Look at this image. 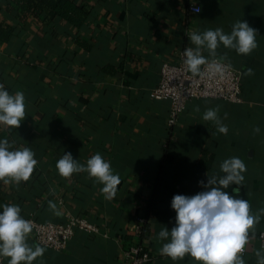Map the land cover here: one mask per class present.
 Here are the masks:
<instances>
[{
  "label": "crops",
  "instance_id": "0c3cea01",
  "mask_svg": "<svg viewBox=\"0 0 264 264\" xmlns=\"http://www.w3.org/2000/svg\"><path fill=\"white\" fill-rule=\"evenodd\" d=\"M69 1L85 12L78 26L50 18L48 10L37 16L16 0H0V84L12 94L22 91L26 105L20 127L0 125V139L12 149L29 147L37 160L27 181L0 179V205L17 204L25 219L43 223L63 222L67 214L85 217L101 229L77 232L64 252L44 248L33 264H120L130 229L143 215L150 220L143 238L154 256L150 264H200L190 254L177 259L161 254L167 240L159 233L175 223L172 197L202 191L200 181L223 176L220 164L233 156L246 165L239 195L259 217L241 256L245 264H259L264 257V0ZM195 6L201 12L190 10ZM241 19L258 32L249 54L222 43L215 56L206 48L201 54L241 72L244 103L193 100L170 129V103L152 98L162 63L177 62L186 47H195L187 33L217 27L230 33ZM209 108L216 109L227 133L203 119ZM64 151L85 165L100 153L120 176L116 195L106 198L86 171L61 175L56 162ZM27 242L36 247L32 232Z\"/></svg>",
  "mask_w": 264,
  "mask_h": 264
},
{
  "label": "clouds",
  "instance_id": "9594fccd",
  "mask_svg": "<svg viewBox=\"0 0 264 264\" xmlns=\"http://www.w3.org/2000/svg\"><path fill=\"white\" fill-rule=\"evenodd\" d=\"M257 34V30L244 19L237 20L230 33L219 27L202 33H187L190 45L195 47L184 49V63L191 73L200 74L201 65L207 60L201 54L202 48L215 56V50L222 43L238 54H249L257 46ZM25 108L22 91L12 94L0 84V125L19 128L26 116ZM203 119L215 121L218 131L227 133V125L220 122L216 109H207ZM254 131L259 132L260 128L257 126ZM36 165L35 154L29 147L12 149L7 139H0V179L16 183L27 181ZM56 167L65 177L86 171L102 185L100 190L108 199L116 195L120 184L119 174L100 153L92 155L85 165L70 151H64ZM220 169L223 176L217 178L207 174V181H200L202 191L193 195L178 193L172 197L175 223L171 229L165 226L159 233L162 239L167 240L160 249L161 254L173 259L190 254L200 264H245L238 253L247 240L249 228L259 219L250 213L248 200L239 195L246 165L239 157L233 156L224 159ZM230 185L231 192L227 191ZM0 208V257L9 258L7 264H33L45 249L41 246L33 248L27 242L33 229L32 221L21 215L17 204H3ZM259 264H264V257L260 258Z\"/></svg>",
  "mask_w": 264,
  "mask_h": 264
},
{
  "label": "built area",
  "instance_id": "2783aa9c",
  "mask_svg": "<svg viewBox=\"0 0 264 264\" xmlns=\"http://www.w3.org/2000/svg\"><path fill=\"white\" fill-rule=\"evenodd\" d=\"M193 13L201 12V8L190 7ZM195 8H198L195 11ZM184 52H181L177 62L164 61L161 65L158 85L153 91L155 101H168L170 115L167 126L173 129L178 124L181 114L187 104L198 99L223 100L232 104L244 103V90L241 83V72L225 61L216 58L201 65L202 73L193 74L184 63ZM63 206V201L60 202ZM32 221L34 241L36 246L48 248L56 252L69 249V242L77 232L98 234L101 229L85 217L66 215L63 222H40L33 217L26 218ZM150 220L142 216L131 227L130 239L124 244L120 255V264H150L153 261L151 250L143 243ZM261 245L264 247V233L260 235ZM245 253L244 247L238 255ZM0 264H7L0 258Z\"/></svg>",
  "mask_w": 264,
  "mask_h": 264
},
{
  "label": "trees",
  "instance_id": "16d2710c",
  "mask_svg": "<svg viewBox=\"0 0 264 264\" xmlns=\"http://www.w3.org/2000/svg\"><path fill=\"white\" fill-rule=\"evenodd\" d=\"M24 9L32 10L37 16L42 10H48L50 18L63 17L69 23L78 26L83 20L82 6H76L69 0H16Z\"/></svg>",
  "mask_w": 264,
  "mask_h": 264
}]
</instances>
